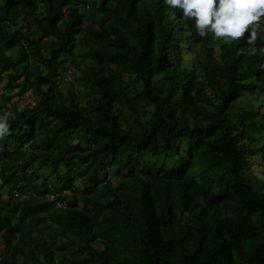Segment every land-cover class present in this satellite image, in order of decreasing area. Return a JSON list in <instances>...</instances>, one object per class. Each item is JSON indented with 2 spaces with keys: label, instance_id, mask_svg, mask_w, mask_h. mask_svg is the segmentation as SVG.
<instances>
[{
  "label": "trees",
  "instance_id": "16d2710c",
  "mask_svg": "<svg viewBox=\"0 0 264 264\" xmlns=\"http://www.w3.org/2000/svg\"><path fill=\"white\" fill-rule=\"evenodd\" d=\"M83 4L0 0L1 103L35 100L1 108L0 264H264V165L258 183L245 173L264 153L249 131L264 108V31L225 42L163 0ZM196 47L205 59L185 67ZM68 68L81 93L57 92ZM246 94L263 105L244 111ZM48 167L55 186L14 196ZM53 188L70 190L65 208Z\"/></svg>",
  "mask_w": 264,
  "mask_h": 264
},
{
  "label": "clouds",
  "instance_id": "9594fccd",
  "mask_svg": "<svg viewBox=\"0 0 264 264\" xmlns=\"http://www.w3.org/2000/svg\"><path fill=\"white\" fill-rule=\"evenodd\" d=\"M163 2L169 8L181 10L184 18L193 20L196 32L201 37L211 33L215 38H224L225 42L244 39L248 45H253L258 38V30L264 31L261 25V20L264 18V0H163ZM259 38L264 40V35H260ZM242 51L243 49L238 48L237 54H241ZM250 51L254 53L256 48L252 47ZM10 134L7 114L3 116L0 107V137ZM48 185L50 187L52 184ZM9 189L10 186L4 184L0 172V190L7 195ZM52 190L53 193L49 194V198L56 206L53 196L57 193L62 194L65 190L70 191L65 189L58 192L54 188ZM28 192V189L24 193L14 191V196L30 199L37 194V192L33 194ZM60 197L64 196L60 195Z\"/></svg>",
  "mask_w": 264,
  "mask_h": 264
},
{
  "label": "rangeland",
  "instance_id": "374dc122",
  "mask_svg": "<svg viewBox=\"0 0 264 264\" xmlns=\"http://www.w3.org/2000/svg\"><path fill=\"white\" fill-rule=\"evenodd\" d=\"M89 4V0H85V4L83 5H79V9L82 13H85V11H87L88 9V5ZM262 28H264V21L262 22ZM197 48V47H196ZM200 48H197L196 52L193 51L194 53L190 54L187 56L186 60H185V67H190L192 65V62L195 61V63H198L200 60L205 59L206 54L205 52H203V54L200 55ZM17 57V56H15ZM199 70V68H198ZM7 82L1 84V88H4V86H6ZM60 87L59 90L57 92H61L62 94H67L69 91L75 90V91H79L80 93L82 92V90L84 89V87L82 86L81 82L79 81V79L77 78L74 69L68 68V70L66 72L63 73V76L61 77V81H60ZM15 96V94H14ZM2 100L0 99V106L1 108H6L9 106H12L14 103L17 104L19 110L23 109L26 105L31 104L33 105L35 100L32 94V91H29L28 93H26L24 96H15L13 98V102L10 103L9 105H7L5 107V105H2ZM242 107H244V111H250L251 109H256L258 108V106L263 105L262 101L257 100L256 98L253 99L251 98L250 94H246L243 99L241 100V104ZM2 110V109H1ZM263 113L262 115H260L258 117V119H256L253 122V125L250 127V132H256L255 135L258 136L257 139V147H262L264 146V132L260 131L262 130L261 128L264 127V108H263ZM3 112V116L5 114L8 115L7 119H9V112L6 109L2 110ZM241 113L237 112L235 114V117L237 118ZM263 132V133H261ZM23 152H26V149H22ZM262 165H264V153L256 155L254 157H252V159L250 158L249 160V164L246 165L245 167V173L248 177H251L255 183H258V178L256 173H258V169L260 167H262ZM53 167H48L45 168L43 170H39L36 171L35 173H33L31 181L29 183V185H27V189L29 190L28 193L33 194L34 192H37L36 189L40 190L39 193L42 191V188L44 187L43 185L45 183H51L53 186L56 185V180L58 179L59 175H61V172H58L55 174L53 171ZM31 173L32 169L29 170ZM30 176V174H29ZM83 178L80 175H77V191L78 192H82L83 191ZM260 184V183H259ZM53 193V192H52ZM1 195V193H0ZM4 198H7V195L5 193L2 194ZM48 197V196H46ZM43 229V228H42ZM41 235H43L42 233H40ZM45 235V234H44ZM43 235V237H44ZM48 237H50L48 239H46L45 236V240H47V242L50 241L51 245L56 247L59 243L54 241V237L52 234L48 233L47 234ZM2 247H4V245H2Z\"/></svg>",
  "mask_w": 264,
  "mask_h": 264
},
{
  "label": "built area",
  "instance_id": "2783aa9c",
  "mask_svg": "<svg viewBox=\"0 0 264 264\" xmlns=\"http://www.w3.org/2000/svg\"><path fill=\"white\" fill-rule=\"evenodd\" d=\"M70 193V191H68V190H65L62 194H55L54 196H53V200H55V202H56V204H57V206L59 207V208H64L65 206H66V204H65V202L64 201H61L60 199H58L59 197H60V195H62V196H65L66 194L68 195Z\"/></svg>",
  "mask_w": 264,
  "mask_h": 264
}]
</instances>
